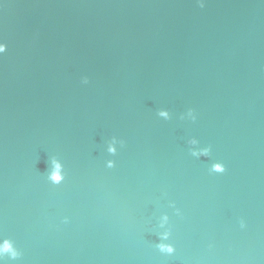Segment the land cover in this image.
I'll return each mask as SVG.
<instances>
[{
  "label": "water",
  "instance_id": "obj_1",
  "mask_svg": "<svg viewBox=\"0 0 264 264\" xmlns=\"http://www.w3.org/2000/svg\"><path fill=\"white\" fill-rule=\"evenodd\" d=\"M181 0H0V161L89 75Z\"/></svg>",
  "mask_w": 264,
  "mask_h": 264
},
{
  "label": "clouds",
  "instance_id": "obj_2",
  "mask_svg": "<svg viewBox=\"0 0 264 264\" xmlns=\"http://www.w3.org/2000/svg\"><path fill=\"white\" fill-rule=\"evenodd\" d=\"M197 3L200 5V7H204L205 0H197ZM6 51H7V45L4 43H0V54L5 53ZM84 82L87 83V80H85ZM160 114L163 116L167 115L166 112H161ZM109 151L115 152V148L110 146ZM109 166H112L111 162L109 163ZM214 171L223 172L224 168L222 165L217 164V165H214ZM49 179L53 183H56V184H59L62 182L63 175H62L61 167L59 164H57L54 171L50 173ZM160 247L162 251H167L169 253L173 251L172 247L168 245H160ZM4 252H12V254L15 255V252L11 248V244L7 241H5L2 245H0V253H4Z\"/></svg>",
  "mask_w": 264,
  "mask_h": 264
}]
</instances>
